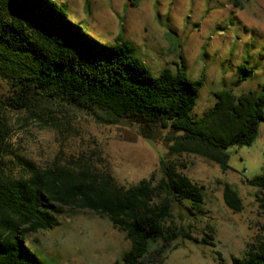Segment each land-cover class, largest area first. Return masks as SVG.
<instances>
[{
	"label": "trees",
	"instance_id": "trees-1",
	"mask_svg": "<svg viewBox=\"0 0 264 264\" xmlns=\"http://www.w3.org/2000/svg\"><path fill=\"white\" fill-rule=\"evenodd\" d=\"M0 78L10 91L0 99L4 107L32 113L51 102L96 115L103 123H126L146 140L166 132L170 156L197 155L224 172L230 169L228 150L253 145L264 122V83L241 96L218 92L214 107L194 119L202 79L191 80L179 65L154 76L124 34L102 44L53 0H0ZM4 128L0 122V264H44L26 238L60 226L66 209L91 211L125 233L131 245L123 264H161L180 240L213 246L211 237L199 240L173 222L179 207L190 217L205 213V188L183 173L185 164L163 158L160 179L154 173L128 188L92 166L43 169L26 162L27 177L10 179L1 160ZM247 182L258 189L264 210V175ZM223 197L231 210H243L231 184L224 185ZM232 261L264 264V241Z\"/></svg>",
	"mask_w": 264,
	"mask_h": 264
},
{
	"label": "rangeland",
	"instance_id": "rangeland-1",
	"mask_svg": "<svg viewBox=\"0 0 264 264\" xmlns=\"http://www.w3.org/2000/svg\"><path fill=\"white\" fill-rule=\"evenodd\" d=\"M70 20L102 44L124 34L139 49L152 74L184 66L204 86L193 112L203 117L216 104V94L232 90L241 96L264 83V0H53ZM242 67L245 68L243 72ZM245 78L241 82L240 79ZM0 78V99L9 94ZM5 126L2 166L5 177H27L26 162L39 168L92 166L110 173L122 187L156 174L167 158L193 182L205 188V213L190 217L183 207L173 222L211 245L180 240L161 264H233L251 244L264 241V210L258 189L247 180L264 175V122L251 146L230 148V169L200 156L169 155L167 133L154 140L139 136L126 123L108 124L76 108L44 102L32 113L1 105ZM228 183L243 201L235 212L225 203ZM60 226L26 238L44 264H115L130 249L126 234L109 219L88 210L66 209Z\"/></svg>",
	"mask_w": 264,
	"mask_h": 264
}]
</instances>
